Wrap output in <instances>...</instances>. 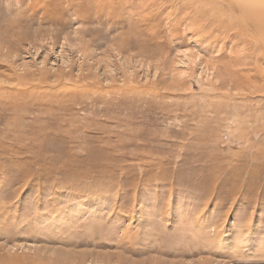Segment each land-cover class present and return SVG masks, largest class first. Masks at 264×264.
I'll list each match as a JSON object with an SVG mask.
<instances>
[{
  "label": "rangeland",
  "instance_id": "obj_1",
  "mask_svg": "<svg viewBox=\"0 0 264 264\" xmlns=\"http://www.w3.org/2000/svg\"><path fill=\"white\" fill-rule=\"evenodd\" d=\"M233 5L0 0V264H264V45Z\"/></svg>",
  "mask_w": 264,
  "mask_h": 264
},
{
  "label": "bare ground",
  "instance_id": "obj_2",
  "mask_svg": "<svg viewBox=\"0 0 264 264\" xmlns=\"http://www.w3.org/2000/svg\"><path fill=\"white\" fill-rule=\"evenodd\" d=\"M233 3L234 5L231 6L232 8H235V10L239 8L238 10H240L248 18L250 17V19L254 21L253 24L256 25V30H257L256 37L258 38L252 39L256 37H249V39L253 41V43L255 42L258 43L260 46H263L264 45V0H233ZM261 48L263 49V47Z\"/></svg>",
  "mask_w": 264,
  "mask_h": 264
}]
</instances>
